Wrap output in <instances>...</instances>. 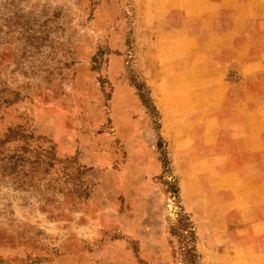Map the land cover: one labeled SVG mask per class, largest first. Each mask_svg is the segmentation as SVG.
<instances>
[{"label": "rangeland", "instance_id": "obj_1", "mask_svg": "<svg viewBox=\"0 0 264 264\" xmlns=\"http://www.w3.org/2000/svg\"><path fill=\"white\" fill-rule=\"evenodd\" d=\"M142 31L139 0H0V264H182L187 217L213 264Z\"/></svg>", "mask_w": 264, "mask_h": 264}, {"label": "crops", "instance_id": "obj_2", "mask_svg": "<svg viewBox=\"0 0 264 264\" xmlns=\"http://www.w3.org/2000/svg\"><path fill=\"white\" fill-rule=\"evenodd\" d=\"M145 70L213 264H264V0H139Z\"/></svg>", "mask_w": 264, "mask_h": 264}, {"label": "trees", "instance_id": "obj_3", "mask_svg": "<svg viewBox=\"0 0 264 264\" xmlns=\"http://www.w3.org/2000/svg\"><path fill=\"white\" fill-rule=\"evenodd\" d=\"M5 137H0V144L2 140H4ZM188 225H183L180 228L176 229V226H173V230L171 234L174 232H179L181 236V242L179 246V252L182 257V264H199V260L201 259L197 253L196 250V236H195V229L190 221V219L187 217ZM175 235V234H174ZM178 236V237H180Z\"/></svg>", "mask_w": 264, "mask_h": 264}]
</instances>
